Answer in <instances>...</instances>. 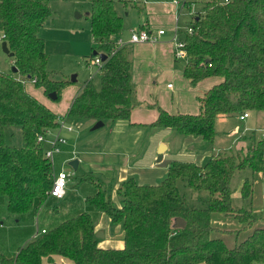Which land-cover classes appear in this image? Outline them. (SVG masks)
I'll return each instance as SVG.
<instances>
[{
	"label": "trees",
	"instance_id": "16d2710c",
	"mask_svg": "<svg viewBox=\"0 0 264 264\" xmlns=\"http://www.w3.org/2000/svg\"><path fill=\"white\" fill-rule=\"evenodd\" d=\"M205 10L193 18L195 32L184 34L189 61L184 75L192 85L221 77L223 80L198 98L197 115L168 113L160 109L154 127H170L183 135H199L216 141L217 121L222 115L264 111V0H204ZM53 10L46 0H0V53L6 41L13 54L12 68L0 70V197L16 215L37 212L48 199L54 181V167L38 144L39 134L57 128L63 117L116 121L129 119L138 105L132 82V63L126 47L116 49L123 29V17L115 0H91L90 20L97 42L89 58L105 54L101 72L80 89L68 113L60 116L30 94L28 82L55 93L56 101L71 83L55 78L48 69L49 54L40 35ZM6 129L22 132L24 144L4 139ZM264 178V140L255 133L247 153H218L203 165L175 160L167 176L156 185L140 184L134 177L119 187L121 206H116L111 189L91 181L95 192L87 203L104 211L113 224L125 232L122 249L102 248L94 218L82 212L53 225L31 240L17 254L0 253V264H44V258L63 256L75 264H264V225L254 214L255 175ZM240 178V188L234 181ZM194 192L206 191L203 205L191 204L179 181ZM239 190L240 196L234 197ZM221 213L243 225L226 230L212 222ZM182 218L186 225L175 226ZM251 230L233 246L224 233Z\"/></svg>",
	"mask_w": 264,
	"mask_h": 264
},
{
	"label": "crops",
	"instance_id": "0c3cea01",
	"mask_svg": "<svg viewBox=\"0 0 264 264\" xmlns=\"http://www.w3.org/2000/svg\"><path fill=\"white\" fill-rule=\"evenodd\" d=\"M115 5L117 12L123 17V29L114 40L118 41L120 38L128 40L132 30L148 29L156 32L159 29H165L166 33L161 36L158 43H128L125 46L129 51L132 63V82L138 102V105L132 110L129 119L104 122L102 129H96L95 131L94 124L97 123L95 120L63 117L66 123L73 127V130L69 131L64 128L61 131V134L67 138L68 143L63 147L62 152L56 155L55 159L58 160V167H54V171H60L64 169V164L70 166L69 162L71 160L78 159L77 170L70 166L73 174L69 178L68 185L70 181L77 177L79 171L81 173L79 179L84 175H90L111 189L113 199L120 207L121 202L118 190L120 185L128 178L134 177L140 184L156 185L167 176L169 167L175 160L203 165L218 153L231 151L232 148L222 145L223 141H220V138L218 140V135L214 143H209L203 136L183 135L170 127L153 126V123L159 118L160 109L171 114H199L201 112L199 94L209 90L223 80L221 77H213L205 79L197 85H192L185 77L184 68L188 61L185 60L186 63L183 65L180 62L182 59L176 58L173 46L175 28L178 26L180 31L185 33L188 26L180 25L182 7L176 4L174 0H115ZM186 5H188V2ZM126 9H129V11H125ZM89 16L90 12L89 14L87 13V18L90 22L91 48L93 51L97 42L92 33ZM77 17H81V14H78ZM42 31L43 28L40 31V35L44 38ZM97 75L95 76L96 78L98 77ZM75 76L76 81H71V78L68 77L58 76L60 80L68 79L71 81L62 91L64 109L55 104L56 100L48 98L43 88L35 90L34 82H28L26 88L30 94L46 104L58 115L65 116L82 86L88 80H91V77H89L83 83L75 86L73 84L77 82L79 75ZM28 86H32L31 89L33 90L28 88ZM254 113H256L258 119L264 118V111H256ZM250 117L251 114L244 120ZM70 118L77 121L75 126L69 122ZM230 118V115H222L219 117L217 124ZM262 130H264V127L253 131L257 140V133ZM234 137L237 140L246 136L242 133L235 134ZM161 144H165L167 147L162 159H160L158 152ZM258 175L262 176L261 174ZM83 182L91 184V186H88V194L92 192V189L93 193L95 192L96 188L93 182ZM67 196L68 193L63 198L48 197L47 199L48 202L56 200L57 204H62V210L60 209L61 207L59 208L55 205L52 211L42 206L37 212L28 213L30 218L33 216L32 221L37 222V229L32 233L27 244L40 236L43 229H50L64 218L74 217L82 212H87L86 210L90 213L92 210L89 206H85L86 208L81 206L66 208L70 206L66 205ZM88 196L85 195V205H88L86 201ZM80 201L83 203V199H80ZM81 210L84 211L81 212ZM94 210L96 208L92 210L91 214L93 218L94 213L97 215L96 219L94 218L95 232L103 234L102 237H99V246L102 248H124L125 232L123 226L121 224H113L111 218L104 211L94 212ZM61 211L71 217L61 215ZM39 221L40 224L38 226ZM212 222L215 226L226 230L234 231L243 228L241 223L221 213H214ZM257 225H264V222L258 221ZM242 232L245 233L242 237H239V235L233 239L231 232L222 234V237L228 245L233 246L237 241L244 239L251 230ZM229 236L232 237L231 240H229ZM43 263L75 264L60 255L44 258Z\"/></svg>",
	"mask_w": 264,
	"mask_h": 264
},
{
	"label": "rangeland",
	"instance_id": "374dc122",
	"mask_svg": "<svg viewBox=\"0 0 264 264\" xmlns=\"http://www.w3.org/2000/svg\"><path fill=\"white\" fill-rule=\"evenodd\" d=\"M51 6L53 13L48 19L46 24L43 27L42 34L46 42V51L49 54L50 61L48 69L50 72H53L56 76L59 77H68L72 78L73 75H79L77 82H74L73 85H79L91 75L95 74L96 66L88 64L90 58L88 57L92 53V36L90 31V22L87 18V13L89 14L91 10V0H46ZM119 1V0H117ZM187 1L188 5L182 7L180 15V25L186 27L187 25L192 24L194 16H197L199 13H203L205 10V1L204 0H182ZM120 9H122L120 7ZM125 11H129L126 9ZM126 13V12H125ZM78 14H81V17H77ZM2 38V33L0 31V39ZM183 65L186 63L185 60L180 61ZM0 70L9 72L12 70V65L10 63L9 56L1 50L0 53ZM61 74H60V73ZM64 74V75H63ZM96 78V77H94ZM95 81L99 84L100 79L97 77ZM35 90H41L40 87L33 85ZM32 88V86H28ZM33 90V89H31ZM50 98L49 95H47ZM51 99V98H50ZM53 100V99H51ZM63 96H61L59 101H56L55 104L59 105L64 109ZM55 101V100H54ZM256 111H249L251 117L247 120H240L239 117L241 113H236L230 115L231 118L225 122H219L217 124V130L219 131L218 140L222 142V145L232 148L231 151H224L227 154H238V153H247L248 148L251 144V134L254 130H260L264 127V118L258 119L256 117ZM69 122L72 125H76L77 121L70 118ZM95 125V124H94ZM102 129V127L97 130ZM96 131V130H95ZM245 134L243 139H235V134ZM54 137V136H53ZM4 139L8 143H13L18 146L24 144L23 135L20 130H11L6 129L4 134ZM1 140V134H0ZM223 152V153H224ZM58 167V160L55 159L54 167ZM64 169L70 170L69 165L63 166ZM58 172V171H57ZM79 173V174H78ZM77 173V177L70 181L67 188V203L70 205L66 208L72 207H87L90 209H95L94 207L85 205V195H92L87 193L88 186L91 184L83 182L82 178L79 179L81 173ZM87 176V175H86ZM82 180V181H81ZM88 180H93V177L88 175ZM179 187L183 195H185L188 201L191 204L202 206L203 199L208 196L207 192H194L190 189L184 180L179 181ZM241 179L237 178L233 183V188H240ZM113 190V189H112ZM240 196L239 190L234 193V197L238 198ZM113 203L117 205L114 201L111 194ZM80 199H83L80 201ZM61 207L60 204L56 203V200H47L42 205L53 210L55 206ZM80 207V208H81ZM85 207V208H86ZM119 207V206H118ZM61 210L63 207L60 208ZM92 210L90 213H92ZM254 214L259 218L260 222H264V178L255 175V190H254V203H253ZM84 210H81V212ZM88 212V210H86ZM94 212H100L94 210ZM61 215L68 216L66 213L60 212ZM35 215V214H34ZM92 215V214H91ZM94 218L96 219L97 215L94 213ZM30 214L16 215L9 211L7 198L2 196L0 197V253L6 257H12L19 249L24 247L27 242L30 240L32 233L37 229V222L32 221V217H29ZM67 218H64L65 220ZM62 220V221H63ZM40 221L38 223V226ZM233 239L236 237L234 233H231ZM245 233L242 232L239 237H242ZM42 235V234H41ZM229 236V240L232 239Z\"/></svg>",
	"mask_w": 264,
	"mask_h": 264
},
{
	"label": "built area",
	"instance_id": "2783aa9c",
	"mask_svg": "<svg viewBox=\"0 0 264 264\" xmlns=\"http://www.w3.org/2000/svg\"><path fill=\"white\" fill-rule=\"evenodd\" d=\"M174 2L178 5L182 4V7H185L187 1L182 0H174ZM224 2H229V0H224ZM195 32L194 24H190L186 27L185 33L180 31L179 27L177 26L174 31L173 36V46L174 52L177 59H182L189 61L188 51L186 49V41L184 38V34H193ZM166 33L165 29H159L156 32L153 30L148 29H140V30H132L131 36L128 40L120 38L116 42V49L113 50V54L120 48L125 47L128 43H158L160 42L161 36ZM184 33V34H183ZM105 60L101 58L100 55H97L95 58H90L88 64H92L96 66L95 74L91 75V79H93L96 74L101 72V69L104 66ZM249 116V111L241 113L240 119L244 120ZM66 128L69 131L73 130V127L68 125L65 119L60 121V124L57 128L53 130H48L45 133L39 134L37 137V142L41 146L44 147L45 157L52 163L54 167V161L57 154L61 153L63 147L68 143L66 137L61 134V131ZM258 140H264V130L257 133ZM54 136V137H53ZM73 171L62 169L58 172L54 171V181L52 188L49 192L48 197H56V198H63L67 193L68 188V181L69 178L72 176ZM47 230L43 229L42 234L46 233ZM12 264H17L13 262Z\"/></svg>",
	"mask_w": 264,
	"mask_h": 264
},
{
	"label": "water",
	"instance_id": "95a60500",
	"mask_svg": "<svg viewBox=\"0 0 264 264\" xmlns=\"http://www.w3.org/2000/svg\"><path fill=\"white\" fill-rule=\"evenodd\" d=\"M1 46H2V51H3L4 53H6L8 56H12V55H13V54L10 53V50H9V47H8V44H7L6 41H3ZM99 55L101 56V58H102L103 60H106V59H107V56H106L105 54H102V53H101V54H99ZM12 70H13L14 72H16V71H17V68H16L15 66H13ZM71 81H76V76H75V75L72 76ZM49 96H50V98L53 99V100H56V98H57V95H56L55 93H51V94H49ZM102 126H104V121L100 120V121H98V122L94 125V130H96V129L102 127ZM166 149H167V147H166L165 144H161V145H160V147H159V149H158V152H159V154H160V159H162V155H163V153L166 151ZM69 164H70V166H72L75 170H77L78 165H79V160H78V159H73V160H71V161L69 162ZM185 225H186V221H185L184 219H182V218H178V219L176 220V224H175L176 227H178V228H182V227H184ZM102 235H103L102 233H101V234L98 233V234H97V237H102Z\"/></svg>",
	"mask_w": 264,
	"mask_h": 264
}]
</instances>
